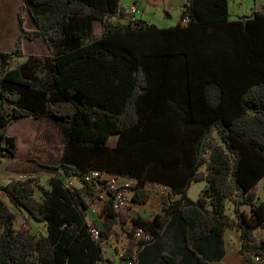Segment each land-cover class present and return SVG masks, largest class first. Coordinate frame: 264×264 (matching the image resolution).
<instances>
[{"label":"trees","instance_id":"trees-1","mask_svg":"<svg viewBox=\"0 0 264 264\" xmlns=\"http://www.w3.org/2000/svg\"><path fill=\"white\" fill-rule=\"evenodd\" d=\"M25 8L34 30L23 26ZM125 15L119 0H23L20 33L11 50L0 51V159L16 157L17 140L6 129L21 117H51L67 128L47 187L32 176L0 187L46 227L36 235L28 218L14 227L0 198V264L104 261L103 245L90 233L96 223L87 218L95 191L83 177L91 170L134 178L137 204L149 200L148 183L166 186L162 214L132 218L133 230L141 227L148 239L129 233L122 258L134 263L178 216L185 249L198 264H223L215 256L229 227L240 229L241 264H264V236L256 234L264 228L257 188L264 177V5L229 20L228 0H187L169 27L105 20ZM93 20L102 21V34L85 41ZM36 36L51 53L17 64L23 39ZM112 134L115 147L107 145ZM68 178L82 186L66 185ZM201 180L206 186L189 200L190 185ZM101 213L103 238L127 221L111 197Z\"/></svg>","mask_w":264,"mask_h":264},{"label":"crops","instance_id":"crops-1","mask_svg":"<svg viewBox=\"0 0 264 264\" xmlns=\"http://www.w3.org/2000/svg\"><path fill=\"white\" fill-rule=\"evenodd\" d=\"M187 0H119L120 5L124 8L126 15L124 17L112 16L106 18V21L113 23L119 22H128L130 20L142 19L148 23H153L158 27H169L175 25L180 20L181 11L184 8V5ZM23 4V0H0V51H9L13 48L14 42L18 34L20 33V25L18 20V10ZM264 5V0H255L254 7L256 9L261 8ZM135 6L139 12L136 14L129 13V8ZM228 10H229V0H228ZM176 12V17L174 21H167V18H170L173 13ZM246 14H233L229 13V20H236L242 15ZM23 17V26L27 30L36 29V25L33 21V18L29 11L25 8L22 13ZM99 25V28H96V36H93L94 24ZM103 27L101 20H93L91 22V28L86 32L84 40H92L98 35L102 34ZM89 35V37H88ZM50 49L47 46L45 40L41 36H36L33 39L24 38L23 39V56L21 60H17L16 63L24 62L29 55L36 56H45L49 55ZM15 63V64H16ZM22 122V140L25 144L37 143V137L39 133L46 137H49L54 130H57L60 135H64V131L67 128V125L64 122L57 121L51 117H40L33 118L32 116H24L18 120L12 122ZM7 126L6 133L9 136H14L17 140L18 148L20 147L19 141L15 133L8 132ZM13 131V130H12ZM118 142V135L112 134L109 136L107 145L109 147H115ZM204 169V166L201 167ZM264 178V177H263ZM262 180V179H261ZM258 184L260 183V181ZM120 183H129L131 185L135 184L136 180L134 178H129L125 176H119ZM197 184V196L200 191L206 186L204 180L194 181L188 189V199H190L189 194L193 186ZM257 184V185H258ZM99 194V193H98ZM106 193L102 191L99 198L100 207L103 206L106 199ZM264 193L259 195V198L262 199ZM157 201V202H156ZM194 201V200H191ZM156 202L154 205L153 203ZM137 206V211L132 208L130 214H124L128 216H139L143 219L149 221L151 220L153 214H162L163 213V203L157 197L152 202L150 197L147 203L139 204ZM141 207V208H140ZM136 212V214L134 213ZM233 212V211H232ZM231 212V213H232ZM230 213V212H229ZM241 245L240 238V229L237 227H229L225 230L223 235V244L215 256V259L222 262L223 264H241V255L239 253V248ZM104 261L100 262L106 264L107 262H118L119 259L117 256L112 257L105 255L103 250ZM165 255L171 257L174 262H169L165 258ZM115 258V259H114ZM107 261V262H106ZM98 263V264H100ZM133 264H198L194 258L188 253L185 249L183 241V231L180 218L178 216L171 217L169 224L165 226L163 232L148 244L143 246L138 254L135 256Z\"/></svg>","mask_w":264,"mask_h":264},{"label":"rangeland","instance_id":"rangeland-1","mask_svg":"<svg viewBox=\"0 0 264 264\" xmlns=\"http://www.w3.org/2000/svg\"><path fill=\"white\" fill-rule=\"evenodd\" d=\"M255 0H229V13L233 16V14H246L251 13L254 7ZM176 17V12L170 18H167V21H174ZM96 28H99L98 23L94 24L93 36H96L97 32ZM89 37V35H88ZM99 37V35L97 36ZM95 37V38H97ZM21 60V57L17 59ZM22 122L11 123L8 127V132L15 133L18 138L20 147L18 148L16 157L13 158H2L0 159V187L7 182L10 181L11 178L14 177H36L39 181L40 185L44 187L48 186V179L50 176L54 174V171L49 166H55L58 161V156L61 152V147L63 145V137L62 135L54 130L53 133L45 138L41 133H39V137H37V143L33 144H25L22 138ZM13 130V131H12ZM217 137V134L215 135ZM72 186L80 188L82 186V182L77 178H71ZM258 195L264 193V178L257 185ZM149 191V195L152 198V202L157 197L159 200V195L157 193V189L147 186ZM104 191L102 188H98L96 193L93 196L87 197L89 202L88 216L89 221H94L96 224L103 226V216L101 213V208L99 205L100 194ZM99 193V194H98ZM35 196L37 199L41 200L42 195L39 189H36ZM197 196V184L193 186L190 190L189 197L191 200H196ZM0 198L9 206L13 213V225L14 227H18L21 223H24L28 218L26 212L24 210H20L15 208L9 201L8 197L3 193L0 188ZM157 202V201H156ZM154 202L153 205L156 203ZM137 206L134 208L135 211ZM141 208V207H140ZM246 211L250 214L249 207H245ZM134 213L136 214V212ZM227 211L232 212V203L230 201L227 202ZM138 212V211H137ZM28 222L31 226V231L36 235H44L46 234V227L44 223L35 221L31 218H28ZM256 234L260 237L264 236V228H259L256 230ZM121 232H117L113 240H106L103 244V250L105 251V255H109L112 257L118 256V250L120 249V238ZM115 259V258H114ZM107 262V261H106Z\"/></svg>","mask_w":264,"mask_h":264},{"label":"built area","instance_id":"built-area-1","mask_svg":"<svg viewBox=\"0 0 264 264\" xmlns=\"http://www.w3.org/2000/svg\"><path fill=\"white\" fill-rule=\"evenodd\" d=\"M137 12H139V10L135 6H131L129 8V13L136 14ZM83 179L84 183L92 188L95 193L98 188H102L107 196L105 201L107 200V198L111 197V207L118 215L130 214V210L138 205L132 200V196L134 193L132 186L134 184L131 185L129 183H120L119 176H115L114 174L107 171L91 170L84 175ZM65 183L66 185L72 186L71 178H68ZM147 186H151L155 188V190L160 189L157 190V193L159 195V199L161 200V195L166 191V186L156 183H148L146 185V189ZM147 193L149 195L148 189ZM132 218L133 216H128V219L125 223H122L120 221L114 223L113 230L115 232L112 233L108 238L101 237L100 232L103 229V226L96 224L90 227V233L92 237L100 241L102 245L106 240H113L117 232H121V240L119 241L120 249L117 252L119 261L117 263L113 261L107 262L106 264H133V261L131 259L122 258L125 247L129 241V233H131L132 231L135 239H148V233L141 227H137L133 230Z\"/></svg>","mask_w":264,"mask_h":264}]
</instances>
